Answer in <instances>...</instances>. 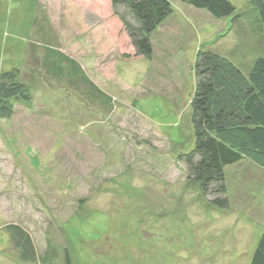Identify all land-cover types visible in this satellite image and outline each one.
<instances>
[{
	"label": "rangeland",
	"instance_id": "rangeland-1",
	"mask_svg": "<svg viewBox=\"0 0 264 264\" xmlns=\"http://www.w3.org/2000/svg\"><path fill=\"white\" fill-rule=\"evenodd\" d=\"M168 1L172 15L154 32L148 60L134 57L122 27L119 48H101V27L87 22L93 11L117 21L110 0H0V72L19 70L30 98L12 100V116L0 119V264L250 263L264 233V169L248 160L229 166L223 210L187 180L178 158L194 144L197 51L214 49L246 72L261 27L246 16L230 28ZM228 1L239 11L248 4ZM47 49L68 59L62 70L77 85L49 71ZM81 70L104 100L89 98ZM9 225L29 235L35 263L21 261Z\"/></svg>",
	"mask_w": 264,
	"mask_h": 264
},
{
	"label": "trees",
	"instance_id": "trees-1",
	"mask_svg": "<svg viewBox=\"0 0 264 264\" xmlns=\"http://www.w3.org/2000/svg\"><path fill=\"white\" fill-rule=\"evenodd\" d=\"M181 1L194 10L205 11L217 22L229 20L232 23L230 28L236 29L247 23L246 16H251L254 22L258 21L261 27L257 30L262 32L260 51L246 72L214 49H199L193 65L195 88L190 101V123L194 144L192 150L180 156L178 161L186 168L187 180L207 198L210 206L226 210L230 204L227 168L248 160L264 169V0H245L248 4L240 11L228 0ZM110 4L113 16L130 39L134 57L150 60L152 36L172 15L170 2L110 0ZM57 54L59 59L54 67L48 68L49 71L68 81L70 86L77 85L74 79L68 77L65 68L64 72L62 70L64 61L68 59L64 60L59 52ZM123 57L129 56L124 54ZM73 64L74 68H79L77 63L70 62V65ZM83 74L81 70L77 80L88 90L89 98L104 100L103 92L88 77L81 78ZM19 77L20 71L14 68L0 72V119L12 116V100H30L26 89L18 83ZM5 231L13 247L19 250L21 261L35 263L36 249L25 230L9 225ZM66 264H69L68 260ZM249 264H264V233Z\"/></svg>",
	"mask_w": 264,
	"mask_h": 264
},
{
	"label": "crops",
	"instance_id": "crops-1",
	"mask_svg": "<svg viewBox=\"0 0 264 264\" xmlns=\"http://www.w3.org/2000/svg\"><path fill=\"white\" fill-rule=\"evenodd\" d=\"M91 13H95V16H97V18L95 20H91L87 23H90V25H88V27L90 26L91 30L95 31L96 28H100L99 31H96L95 33H97L98 35H96L97 38H99V43L101 45V48L104 47V46H107V42L108 44H112L114 45V47L112 48L111 52H114V50L117 48H119V45L117 47H115V43L116 42H119L120 43V38L122 39L123 38V35H121V31H120V28H121V25L119 24V22L115 21L114 18L112 19V17L110 19H106V20H103V19H100L101 16L98 12L96 11H93ZM98 19V20H97ZM116 19V18H115ZM117 20V19H116ZM73 25L72 23V20H71V23L69 26ZM85 25V24H84ZM22 27V26H21ZM20 27V28H21ZM62 27V26H61ZM64 27H67V26H64ZM13 32H16L15 30ZM76 32H78V30L76 29ZM75 31L73 32V36L75 37ZM65 37H66V41L67 38H70L71 35L70 33L67 34V32L65 31ZM96 38V39H97ZM93 41V40H92ZM13 44H9V46L11 47ZM95 46V45H94ZM121 46V45H120ZM88 47H91V46H88ZM121 48H124L121 46ZM46 51H49V53L47 54L45 52V57L44 59H48L47 60V64H44V65H49L48 68L51 69L52 67L55 66L56 64V61L59 59V54H57V52H54L50 49H47ZM21 54V53H20ZM123 56V54H121ZM121 56V57H122ZM123 58V57H122ZM43 59V58H42ZM43 59V60H44ZM85 60V59H84ZM46 61V60H44ZM42 63V62H41ZM87 61H85V64L87 65Z\"/></svg>",
	"mask_w": 264,
	"mask_h": 264
}]
</instances>
